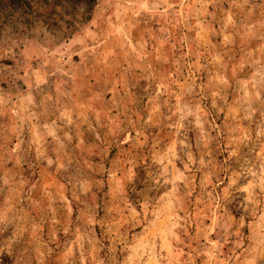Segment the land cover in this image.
Wrapping results in <instances>:
<instances>
[{
  "label": "rangeland",
  "instance_id": "374dc122",
  "mask_svg": "<svg viewBox=\"0 0 264 264\" xmlns=\"http://www.w3.org/2000/svg\"><path fill=\"white\" fill-rule=\"evenodd\" d=\"M5 10L0 264H264V0Z\"/></svg>",
  "mask_w": 264,
  "mask_h": 264
},
{
  "label": "trees",
  "instance_id": "16d2710c",
  "mask_svg": "<svg viewBox=\"0 0 264 264\" xmlns=\"http://www.w3.org/2000/svg\"><path fill=\"white\" fill-rule=\"evenodd\" d=\"M98 0H0V10L7 12H23L29 21H38L43 26L62 31L74 30L85 22ZM46 5V6H45ZM67 7L66 15L58 14V8Z\"/></svg>",
  "mask_w": 264,
  "mask_h": 264
}]
</instances>
